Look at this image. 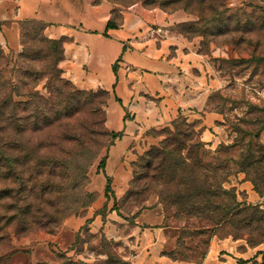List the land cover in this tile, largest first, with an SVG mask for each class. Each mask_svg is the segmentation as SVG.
Segmentation results:
<instances>
[{"label":"rangeland","instance_id":"obj_1","mask_svg":"<svg viewBox=\"0 0 264 264\" xmlns=\"http://www.w3.org/2000/svg\"><path fill=\"white\" fill-rule=\"evenodd\" d=\"M115 2L125 8L139 4L147 10L159 9L188 19L175 25L173 31L197 40L198 52L208 63L215 86L208 108L188 117L180 113L169 126L145 131L132 129L128 124L132 114L127 111L124 129L115 132L120 125L110 121V93L79 90L62 76L72 85L66 92L93 94L95 106L85 107L84 98L73 99L72 105L79 109L74 116H61L42 131L31 132V149L35 147L41 157L66 162L63 168L57 167L54 173L47 166L37 170L30 161L20 165L17 173L5 167L0 170V264H104L113 256L133 264L132 247L141 233L134 221L143 212L157 219L149 221L153 229L162 230V255L173 262L203 264L214 241H230L240 243L241 251L245 247L260 249L253 258L233 264H264V243L255 248L248 243L255 233L231 226L216 229L204 217L183 215L179 205L170 202V187L169 191L162 189L149 179L135 181V174H144L139 171V162L151 150L161 148L162 132L175 120L186 119L200 131L208 119L211 127L207 139L201 131L196 142L204 144L199 153L203 164L218 162V178L229 176L223 188L231 196L224 198L225 203L235 200L264 213V181L253 174L264 173V0ZM19 53L0 46V73L14 84L8 72ZM48 88L43 81L35 91L50 100L45 110L54 119L52 105L58 101L50 97L49 90L57 93L58 88L56 83ZM112 132L122 135L113 143L107 136ZM223 147L229 150L224 152ZM249 157L253 161H248ZM101 162L104 168H100ZM139 228L144 232L148 227Z\"/></svg>","mask_w":264,"mask_h":264},{"label":"crops","instance_id":"obj_2","mask_svg":"<svg viewBox=\"0 0 264 264\" xmlns=\"http://www.w3.org/2000/svg\"><path fill=\"white\" fill-rule=\"evenodd\" d=\"M187 20L139 4L125 8L115 0H0V46L18 53L21 24H44V36L63 44L62 76L79 90L110 93V121L120 125L115 132L124 129L127 111L132 114L128 123L132 129L145 131L169 126L180 113L188 117L208 108L215 88L208 63L198 52L197 40L173 31ZM109 23L115 27L107 30ZM154 28L164 31L157 40L148 36ZM201 127L202 137L207 139L210 121ZM151 217L143 212L134 221L141 233L132 247L133 264H186L162 255L164 235L161 229L152 228ZM140 225L148 228L142 232ZM239 244L214 241L203 264L247 261L260 251L247 247L241 251Z\"/></svg>","mask_w":264,"mask_h":264},{"label":"trees","instance_id":"obj_3","mask_svg":"<svg viewBox=\"0 0 264 264\" xmlns=\"http://www.w3.org/2000/svg\"><path fill=\"white\" fill-rule=\"evenodd\" d=\"M114 27L109 23L107 30ZM44 30L45 25L39 22L22 23L21 50L13 68L8 72L14 77L15 84L10 79L6 80L0 73L2 74L0 76V170L5 167L4 169H8L12 174L20 172V165L30 161H34L37 170L48 167L54 173L57 167L63 168L66 162L58 158L41 157L39 152L35 151V147L34 150L31 149V132L34 134L42 131L41 129L51 126L54 120L56 122L61 116L68 117V114L74 116L79 109L78 106L74 108L72 105L73 99L84 98L87 102L84 103L85 107L95 106L96 102L93 94L78 90L65 91L72 85L62 79L63 73L59 68L64 58L63 44L61 41L47 39ZM113 70L116 74L117 65ZM43 81H46L47 88L50 83H56L58 88L57 93L49 90L50 97L53 96L52 99L58 101L52 105L54 119L48 115V109L45 110L47 105H50V100L41 98L39 91H35L38 84ZM104 93L100 92L101 95ZM39 99L44 102L41 103ZM63 99H66L64 103ZM101 104L106 107L104 102H100ZM162 133L164 141L161 143V148L151 150L139 162V171L144 174L139 176L135 174V181L149 179L162 189L169 191L170 187L172 189L168 194L170 202L179 205L181 214L204 217L212 222L216 229L231 226L238 231L250 230L256 234V237L250 238L248 243L254 248L263 244L264 213L251 206H241L235 200L225 203L224 198L231 196V192L223 188L229 176L222 172L221 174L224 175L218 178L220 167L218 162L203 164L199 153L204 148V144L196 142L201 137V130L197 131V127L188 123L186 119L178 118L171 128ZM107 136L113 143L122 135L112 132ZM228 150V147H223L224 152ZM185 152L186 157L183 156ZM18 154L22 157L17 156ZM249 158L248 161H253L252 157ZM100 168H104V162H101ZM253 174L264 181V173L260 174L259 171ZM253 183L257 187V182L253 181ZM107 192H110V186L107 187ZM221 198L223 201L220 200ZM104 264L125 263L113 256Z\"/></svg>","mask_w":264,"mask_h":264},{"label":"built area","instance_id":"obj_4","mask_svg":"<svg viewBox=\"0 0 264 264\" xmlns=\"http://www.w3.org/2000/svg\"><path fill=\"white\" fill-rule=\"evenodd\" d=\"M164 35V31L162 28H154L149 30L148 36L151 39H155L157 40L158 38H160V36ZM262 94L264 95V89L262 90Z\"/></svg>","mask_w":264,"mask_h":264}]
</instances>
